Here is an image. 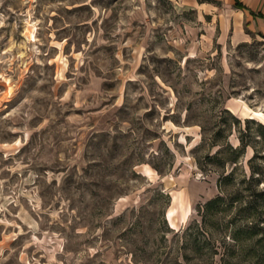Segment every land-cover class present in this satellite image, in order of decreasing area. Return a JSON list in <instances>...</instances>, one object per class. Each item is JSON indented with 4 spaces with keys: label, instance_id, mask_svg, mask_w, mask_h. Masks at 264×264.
<instances>
[{
    "label": "rangeland",
    "instance_id": "1",
    "mask_svg": "<svg viewBox=\"0 0 264 264\" xmlns=\"http://www.w3.org/2000/svg\"><path fill=\"white\" fill-rule=\"evenodd\" d=\"M252 13L264 0H0V264H221L174 234L236 188L205 161L217 132L264 171Z\"/></svg>",
    "mask_w": 264,
    "mask_h": 264
},
{
    "label": "trees",
    "instance_id": "2",
    "mask_svg": "<svg viewBox=\"0 0 264 264\" xmlns=\"http://www.w3.org/2000/svg\"><path fill=\"white\" fill-rule=\"evenodd\" d=\"M212 0H200V2H210ZM236 8H245L236 1ZM252 16L264 19L261 13H252ZM245 45H241L243 47ZM226 113L228 111L225 110ZM236 120V119H235ZM246 124H253L252 120H246ZM258 133L264 138V126L257 125ZM223 131L217 132L212 138L211 147H218L212 155H207L205 161L212 165L229 163L232 165L231 171L222 175L217 182L218 188L222 191L223 187H236L234 191L227 195H219L206 201L201 207L198 216L200 222H196L181 233H175V237L185 239V244L181 250L190 249L195 255L204 254L207 261H212L216 255H220L221 264H226L230 258L242 257L249 260L250 264H264V190L258 187L264 180L262 167H254L253 160L257 158V151L252 143L246 140V136L241 134L237 137L238 145L234 147L228 140L224 145H217ZM254 151V155L248 160L249 175H243L239 181H235L236 170L239 159L244 155L247 148ZM226 155V159L222 156ZM264 160V156H261ZM231 213L228 224L223 229H217L222 235L221 242L213 238L209 231V226L216 221L219 214ZM239 219L241 221H236ZM217 222V221H216ZM243 222V223H242ZM218 223V222H217ZM214 227V226H213ZM218 244V247L216 246ZM220 248L223 253H219ZM185 262H190L195 257L182 253ZM212 264V263H211Z\"/></svg>",
    "mask_w": 264,
    "mask_h": 264
},
{
    "label": "crops",
    "instance_id": "3",
    "mask_svg": "<svg viewBox=\"0 0 264 264\" xmlns=\"http://www.w3.org/2000/svg\"><path fill=\"white\" fill-rule=\"evenodd\" d=\"M262 14V13H261ZM264 15V14H263ZM255 18V17H254Z\"/></svg>",
    "mask_w": 264,
    "mask_h": 264
}]
</instances>
